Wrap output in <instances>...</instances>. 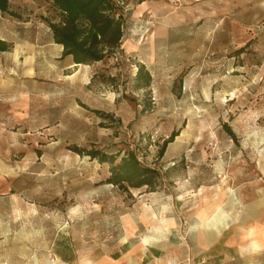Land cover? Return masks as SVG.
I'll use <instances>...</instances> for the list:
<instances>
[{"label": "rangeland", "instance_id": "1", "mask_svg": "<svg viewBox=\"0 0 264 264\" xmlns=\"http://www.w3.org/2000/svg\"><path fill=\"white\" fill-rule=\"evenodd\" d=\"M112 1L120 45L87 63L54 42L51 0L0 12V264H183L202 209L264 205V0ZM89 150H133L155 189L108 183ZM148 239L170 261H141Z\"/></svg>", "mask_w": 264, "mask_h": 264}, {"label": "trees", "instance_id": "2", "mask_svg": "<svg viewBox=\"0 0 264 264\" xmlns=\"http://www.w3.org/2000/svg\"><path fill=\"white\" fill-rule=\"evenodd\" d=\"M9 0H0V12L8 8ZM60 11L58 23L49 22L48 27L54 42L61 45L63 56H71L74 63L97 62L111 50L119 47L122 37V21L119 8L112 0H51ZM9 44L0 39V52L9 50ZM144 76V85L149 84L150 75L142 68L137 79ZM161 151H163L161 149ZM87 154L100 163L109 165L107 182L118 188H147L153 191L160 178L154 167L144 165L133 150H127L117 158L98 150Z\"/></svg>", "mask_w": 264, "mask_h": 264}, {"label": "crops", "instance_id": "3", "mask_svg": "<svg viewBox=\"0 0 264 264\" xmlns=\"http://www.w3.org/2000/svg\"><path fill=\"white\" fill-rule=\"evenodd\" d=\"M225 197L228 199L223 206H229L231 199L226 193L221 199ZM221 210L223 209L219 202L212 207L204 208L198 216L196 215L193 225L182 229L184 235L181 244L184 249L177 257L183 264H186L185 259L189 256H192L197 264H264V205L259 204L257 212L248 213L246 218L235 219L231 216V222L228 223L222 217L214 220L211 218L208 221L211 214L221 213ZM223 215L226 216L225 213ZM131 231L136 233L137 226L134 225ZM246 231L248 237L244 238ZM187 237L195 249L188 251ZM148 241L145 244L140 243L141 261L147 260L149 263H156L160 259L170 261L172 253L167 245L161 244L163 241L149 239ZM173 256L176 257L174 254ZM202 259L204 261L199 263Z\"/></svg>", "mask_w": 264, "mask_h": 264}, {"label": "built area", "instance_id": "4", "mask_svg": "<svg viewBox=\"0 0 264 264\" xmlns=\"http://www.w3.org/2000/svg\"><path fill=\"white\" fill-rule=\"evenodd\" d=\"M122 56H123V55H122L119 51H116V52L114 53V60L117 61L118 58H121ZM126 59H127V58H126ZM189 261H191L190 258H189V257L186 258V262L189 263ZM203 261H204V260L202 259V260H200L199 263H202Z\"/></svg>", "mask_w": 264, "mask_h": 264}, {"label": "bare ground", "instance_id": "5", "mask_svg": "<svg viewBox=\"0 0 264 264\" xmlns=\"http://www.w3.org/2000/svg\"><path fill=\"white\" fill-rule=\"evenodd\" d=\"M215 214V213H214ZM213 215V214H212ZM215 217V216H214ZM208 220V219H207ZM212 220V219H211ZM208 221H210V219L208 220ZM219 222V221H218Z\"/></svg>", "mask_w": 264, "mask_h": 264}]
</instances>
